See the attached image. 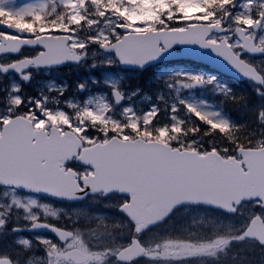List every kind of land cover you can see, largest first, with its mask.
I'll use <instances>...</instances> for the list:
<instances>
[{"label":"snow or ice","instance_id":"6c2138e0","mask_svg":"<svg viewBox=\"0 0 264 264\" xmlns=\"http://www.w3.org/2000/svg\"><path fill=\"white\" fill-rule=\"evenodd\" d=\"M0 264H264V0H0Z\"/></svg>","mask_w":264,"mask_h":264},{"label":"rangeland","instance_id":"374dc122","mask_svg":"<svg viewBox=\"0 0 264 264\" xmlns=\"http://www.w3.org/2000/svg\"><path fill=\"white\" fill-rule=\"evenodd\" d=\"M56 76L58 77L57 79L51 78L48 81H45L46 82L45 85L40 83L41 80L40 81H38V80L34 81L33 80L32 82L35 83L37 91L40 90V89H43L44 92L47 94V93L50 92L49 91L50 82H55V85H59V84H61L63 82H67L68 83V81H70V82H72V83H74L76 85L77 80L82 78V77H84V76H86V73L83 70H79V69L75 68L74 70H71L70 74H69V72L67 74H65L62 70H58L56 72ZM70 77H71L72 80H70ZM46 88H48V89H46ZM55 94H56L55 91H53L52 95L54 96ZM80 95L81 94H79V93H75V89L71 90V91L69 90L68 93H66V97L69 98V99H71L73 97H75L77 99H82ZM144 106H146V104Z\"/></svg>","mask_w":264,"mask_h":264},{"label":"trees","instance_id":"16d2710c","mask_svg":"<svg viewBox=\"0 0 264 264\" xmlns=\"http://www.w3.org/2000/svg\"><path fill=\"white\" fill-rule=\"evenodd\" d=\"M229 108H231V106H229ZM234 111V110H233Z\"/></svg>","mask_w":264,"mask_h":264}]
</instances>
